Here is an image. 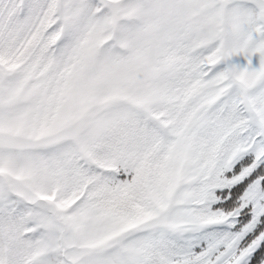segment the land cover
Segmentation results:
<instances>
[{
    "label": "snow or ice",
    "instance_id": "6c2138e0",
    "mask_svg": "<svg viewBox=\"0 0 264 264\" xmlns=\"http://www.w3.org/2000/svg\"><path fill=\"white\" fill-rule=\"evenodd\" d=\"M0 264H264V0H0Z\"/></svg>",
    "mask_w": 264,
    "mask_h": 264
}]
</instances>
